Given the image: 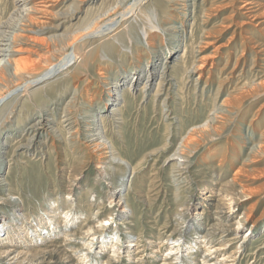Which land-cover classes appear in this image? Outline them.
<instances>
[{
    "label": "rangeland",
    "instance_id": "obj_1",
    "mask_svg": "<svg viewBox=\"0 0 264 264\" xmlns=\"http://www.w3.org/2000/svg\"><path fill=\"white\" fill-rule=\"evenodd\" d=\"M13 1L0 0V17L5 21L13 14ZM230 1L188 0L186 10H183L184 2L180 1L178 4L167 2L169 19L160 17L161 24L166 28L176 27L177 29L163 31L156 25L158 21L155 20L151 25L155 27L154 29L151 31L149 28L144 29L145 32L155 33L157 37L153 40L152 47L147 44L149 37L142 35L135 41L136 47L135 45L130 46L132 51H126L120 47L121 51L118 54H107V58H102L99 53H95L90 63L81 71L72 72L70 68L69 78L65 77L66 81L60 82L54 91L41 99L39 104L31 107L33 116H37V106H40L43 101H48L45 108L49 113L47 112L45 117H48L53 130L46 129L47 131H44L40 139H37V145L32 146L28 154H23L24 149L14 152L17 143L27 139L24 136L27 131L23 134L24 129L17 127L15 122L17 116L12 118V123L15 122V124L11 127L13 130L10 133L11 136L7 138L5 146L0 147V220L5 216H12L13 212L20 208L25 209L32 219L39 218L44 209H49L48 204L57 198H60L59 206L62 207V213H64L68 211L64 201L70 195L76 212L85 217L76 224V230L83 224L84 219L93 223V226L98 228L97 230L110 235L115 229L120 232V236L125 237L123 243L125 248H129L126 247L127 244H133L129 242L131 239L133 241L142 236L150 243H156L152 244L154 248H149L144 254L143 264H161L167 254V247L160 248L157 254L156 250L166 242L167 237L164 236L170 234L168 231L182 227L181 221L177 219V209L182 203H184L183 208H187L197 201L203 202L201 199L205 195L200 193H207L209 188L218 192L220 185L226 183L235 192H247L249 196L244 203L245 207H250V204H254L256 200L260 204L252 215V222L261 216L264 212V133L261 137V131H264V87H259V83L264 84V75L259 72L264 70V60H262L264 46H261L264 45V25L259 26L258 23L261 21L264 23V7L261 8L262 11H259V18H246L235 12L236 3L233 0ZM261 2L264 3V0ZM193 6L195 10H192ZM174 8L178 10H172ZM205 12H207L206 15ZM51 13L34 15L33 19L36 23L28 24L29 27L24 33L25 37L29 35L34 39H23L29 44L21 47L25 51L29 50V55L24 57L27 56L32 60L29 64L33 65L32 70L35 72L42 70L41 67L44 69V66H48L45 62V59L50 56V53L46 54L47 49L58 50L63 47V44L61 46L64 42L63 38L54 36L62 33L63 30L57 33L54 27L62 23L63 19ZM30 26H32L31 29ZM70 37L72 38L70 43L75 42L76 38L71 35H68L66 39ZM190 39H194L196 44L193 55L189 54V61L196 62L199 65L198 68H202L198 70L199 72L193 73L192 71L186 76L184 89L180 92L179 79L173 80L169 75L176 71V67L179 71L181 63H178L179 67L176 66V61L165 64L164 58L165 55H169L171 49H177L176 57L180 58L184 54V44L189 43ZM88 40L93 42L95 39L88 38L83 40L82 44L80 43V45L85 44L83 53L92 46ZM75 43L65 54L73 51ZM32 51L35 52L32 53ZM129 51L133 55H129L125 67L124 64L121 65L124 68L131 70L130 66L139 62L138 58H141L142 67H145L149 61L151 63L155 61L161 67L162 64L165 65L169 74L168 81L164 84V91L158 96L155 105L153 101L159 80L146 89L147 93L143 99L141 88L146 77L134 84L131 91L136 89L133 93L137 98V104L129 102L124 120H121L120 116L113 117L109 114L115 104L114 96L109 95V89L113 88L118 79L116 65L120 66L122 58ZM108 58H110L109 62ZM237 60L239 64L233 77L228 76ZM123 67L119 70L124 71ZM199 76L201 78L198 79ZM132 81V78H129L126 87L122 86V90H127ZM7 95L8 93H5L2 97L5 98ZM118 103L120 108L123 103L121 101ZM223 103L225 106L235 105L236 107L231 113H218L217 111L223 108ZM17 105L15 107L20 109L21 102ZM101 110L109 114L105 128L102 123L95 122L97 119L94 118ZM17 114H19L18 111L15 115ZM67 119L70 120L67 122ZM208 121H213L212 125H215L214 127L218 130L211 131L208 136L201 134L200 130H197L199 134L193 133V129L202 127ZM69 123L72 124L71 129ZM9 126L10 123H8ZM103 136L106 138L104 139ZM97 143L100 147L96 145ZM186 143H189V147L192 146L190 148L193 151L188 162L189 173L182 174L186 177L185 179L176 180L172 171L170 172L172 164L168 165L165 162L171 159V156L179 149L185 152ZM261 144L263 147L260 146V149L253 150ZM220 163L223 164V170L217 169ZM100 169H106L108 176L100 178L98 176ZM110 182L112 185L108 186ZM203 188L207 190L203 191ZM120 190L121 194L129 198L130 207L133 210L125 213L126 218L119 216L123 208L117 210L110 204L114 193ZM177 190L178 199L176 200ZM88 198L90 199L87 200ZM124 219L130 222V226H122ZM262 222L255 236H247L245 252L242 257L238 258L236 264H249L254 261L250 264H264V249H261L264 246V222ZM132 232L131 237H128L129 240L125 234ZM195 232L190 229L185 233L186 244L193 241L191 236L196 237ZM159 234L162 235L163 240ZM84 236L82 234L74 238L72 242L70 240L69 248L66 250V247H63L61 251L66 250L69 253L79 251L80 243L86 239ZM159 238L161 240H158ZM62 239V235L56 239L57 248L62 246ZM161 241L162 243L157 246V243ZM216 243H219V240ZM98 245L94 241V244L88 246L89 256L97 257L95 253L99 251ZM43 246L51 245L45 243ZM130 250H132V255H135L136 248L131 247ZM233 250L234 248H231L230 251ZM185 251L186 249L183 250L184 253ZM56 254L52 261L45 259L44 263L57 264L60 258ZM78 254L76 258L81 255V253ZM202 255H204L203 251H200L198 256ZM125 256L122 255L118 264H129L123 258ZM75 257L71 258V264H76ZM99 260L98 264H101L105 256H100Z\"/></svg>",
    "mask_w": 264,
    "mask_h": 264
},
{
    "label": "bare ground",
    "instance_id": "obj_2",
    "mask_svg": "<svg viewBox=\"0 0 264 264\" xmlns=\"http://www.w3.org/2000/svg\"><path fill=\"white\" fill-rule=\"evenodd\" d=\"M180 1L184 2L183 10H186V8L188 7V0H14L12 2V7L14 8L12 9L14 11L10 19H7V21H5L0 17V147L5 146L7 138L11 136L10 133L13 131L11 127H14L13 125L16 122L17 127H21V129H24L23 134L27 131L24 135L25 137H27V139L24 142H18L16 148L14 149V152H16V150L24 149L23 154H28L30 148L37 145V139H40V137L44 134V131H47L46 129L49 128L53 130V127H51V122L47 119L48 117H45L48 112L45 108L48 101H43L40 106H37V116H33L31 107H33L35 104H39V102H41V99L44 98L46 94L54 91L60 82H62L66 78H69L68 75L70 73V68H72V72H76L81 71L84 67H86V65L90 63V59L95 53H99L102 58H107V54H118L121 51L120 47H122L123 50L132 51V45H135V41L138 40L139 37L141 38L142 35H146L145 37H149L147 44L148 46L152 47L153 40H155L157 37L155 36V33H151L149 31L155 28L151 26L153 25L155 20L158 21L156 25H158L161 30L175 31L177 29L176 27L166 28L163 24H161L162 21L160 20V17H164L166 19L169 17V14L167 13V2L178 4ZM261 1L262 0H233V2L236 3L235 12L241 17L245 16L246 18L257 19L259 18V11L264 7V3H262ZM230 2H232V0ZM213 4L212 6H215ZM216 7L219 8L218 6ZM57 8L59 9L55 11ZM206 9L209 10V8ZM172 10L176 11L178 9L174 8ZM192 10H195V6H193ZM52 11L57 17L63 19L62 23H59L58 25L56 24L57 26L54 27L57 30V33L63 30L62 33L60 32L61 34L54 35L57 38H63L64 42L62 41L63 43H61V46L63 44V47L61 49L57 48L58 50L47 49L48 52L46 51V54L50 53V56L47 57L46 55L47 58L45 59V62L48 63V66H44V69L43 67H41L42 70L35 72L34 70H32L34 69L32 67L33 65L29 64V61L31 59L27 56L24 57L25 55H29V50L25 51V49H22L21 47L22 45L28 43H26L25 40L34 39H32L33 37L30 38L29 35L25 37L24 33L27 27H29L28 24L32 25L36 23L33 19L34 15H43L45 13L49 14ZM53 13L51 14L53 15ZM206 14L207 12H205V15ZM172 17H174V15ZM228 17H226V19ZM258 24L259 26L264 25L262 21ZM31 27L32 26H30V29ZM146 28H149L148 32L144 31V29ZM68 35L76 38V43L73 42L75 43L73 51L65 54L73 44L70 43V41L72 40L71 37L69 39H66L68 38ZM88 38L95 40L93 42L88 40L89 44H92V46H89V50L83 53L85 44L83 43V45H80V43ZM195 44V40L190 39L189 43L184 44V54H181L182 56L180 58L176 57V55H178L176 51L177 49H171L169 55H165L164 58L165 64H170L176 61V66L179 67L178 63H181V67H179L181 69L178 71L176 67V71L173 74L171 72V75H169V77H172L173 80L179 79L180 92L182 89H184L186 76L192 71L194 73L202 68H198L199 65L196 62L189 61V54L193 55V53L195 52ZM258 44L260 45L262 43ZM130 51L127 52V54L125 55L126 57L124 56L122 58L120 66L119 64L116 65L115 70L118 79H116V83L114 84L113 88L109 89V95L114 96L113 102L115 103L112 106L113 108L109 114L113 115V117L120 116L121 120H124V114L127 112L128 107L127 104L129 102H132V104H137V98L134 97L135 95L133 93L134 91H136V89H133V91H131V88L134 84H137L138 81L141 82L144 77H146V81L143 83V86L141 88L143 99L144 95H146L147 93L146 89L151 87L155 81L159 80V82L157 81L158 89L156 91V97L153 101V104L155 105L157 104L156 102L158 100V96H160L162 91H164V84L168 81L167 77L169 74L167 73V68L165 67V65L162 64L161 67L155 61L154 63H151V61H149L145 67H142L141 58H138L139 62H137L136 64L134 63L135 65L133 64V66H130L131 70L124 68L125 62L127 61L129 55H133V53H130ZM33 52L35 51H32V53ZM262 60H264V58ZM109 61L110 58H108V62ZM122 64H124V67L121 66ZM202 64H204V62ZM238 64L239 61L237 60L234 69L231 72L229 71L230 73L228 74V76L234 75ZM120 67H123L124 71L119 70ZM259 73L264 75V70ZM129 78H132L133 80L131 82V85H129L127 90H122L124 87H126ZM197 78L199 79L201 78V76ZM170 85L172 86V83H170ZM259 87H264V84L259 83ZM5 93H8V95L4 98L2 96ZM120 101L123 104L119 108L118 102ZM20 102L21 107L20 109H18V107L15 106ZM227 103L229 104L228 101ZM231 106H225L223 103V108H219L220 110H218L217 112L224 114L231 113L232 109L236 107L235 105ZM17 111L19 114L15 115ZM109 114L101 110L96 116H94V118L97 119L95 122L102 123L104 126L103 128H105V123L109 119ZM15 117L17 119L14 123H12V118L14 119ZM69 120L70 119H67V122ZM56 122L58 121L56 120ZM212 122L213 121H208L202 127L199 126L200 128L193 129V133L199 134L197 130H200L199 132L201 134L208 136L211 131L214 132L218 130L216 127H214L215 125H212ZM8 123H10L9 127ZM68 125L71 129L72 124L69 123ZM263 133L264 131L262 130L261 137H263ZM72 138H75V136H72ZM103 138L105 139L106 137L103 136ZM187 138L190 140L189 137ZM95 143L93 144L95 145ZM189 143H186L187 145H185V152H181V149H179L171 156V159L165 162L168 165L172 164L170 166V172L172 171L173 177L176 180L185 179L186 177H183L182 174L189 173L188 162L193 154L192 148H190L192 146L189 147ZM196 143H198V141ZM96 145L99 146V143H97ZM260 146H262V144L253 148V150L260 149ZM111 147L114 148L113 146ZM222 167L223 164L220 163L217 169L223 170ZM106 169L98 170V176L100 178H105V176H108ZM111 185L112 184L110 182L108 186ZM204 190H207V188H203V191ZM213 190L214 189L209 188V191L207 193H200L201 195H205V197L201 199L203 200V202L197 201L195 204L187 208H183L184 203H182L177 209V219L181 221L182 227L175 228L172 231H168L170 234L167 232L169 235L164 236L167 237V239L162 246H159L162 241L157 243V246H159V248L158 250H156V254L160 252L159 249L163 246L167 247V254H165L161 264H236L239 260L238 258L243 256L245 252L244 246L247 241V236H255L257 228L264 219V212L261 216L257 217L252 222V215L255 213V211H257V207H259L260 205L259 201L256 200L254 204H250V207H245L246 204L244 203L249 196L247 192H235L226 183L220 185V187L218 188V192H214ZM116 192L117 193H114L113 200L110 204H112L111 206L115 207L117 210L123 208V211L121 210V215L119 216L126 218L127 215H125V213H130L133 211L130 207V200L126 195L121 194V190ZM175 195V199L177 200L178 190L176 191ZM90 198H88L87 200H89ZM70 199L71 196L69 195L64 201L66 209L68 210L64 213H62V207L59 206L60 198H57L52 203L48 204L49 209H44L42 216H40L39 218L34 217V219H32V216L28 215L25 209L20 208L13 212L12 216H5L2 220H0V264H45L46 262L44 263V260L50 259V261H52L53 256H55L56 253V255H59L60 258L59 261L56 262L57 264H71V258L75 257L76 255L78 256V253H81V255L77 258L75 257V260H77L76 264H98V262L100 261V256H105V260L102 261L101 264H118L120 263V259H122V255H126L123 258L125 259V261L129 262V264L144 263V254L148 252L147 250L149 248H154L152 244L156 243H150L146 238L139 236L138 238L133 239V241L131 239V241L129 242H133V244H127L128 246L126 247L129 248H125V246L123 245L125 237L120 236L119 231L113 229L111 231L112 235H110L109 233L97 230L98 228L96 229V227L93 226L94 224L87 221V219H84L83 224L80 225L76 230V224L79 223L81 218L85 217L84 215L76 212V210L74 209V201L71 202ZM90 200H92V198ZM214 221L218 222L215 223ZM129 224L130 222L126 219L122 221V226ZM190 229L196 231L194 234L196 235V237L191 236V239L193 241L191 240L192 242H188V244H186L187 241L184 235ZM244 231H246L245 234ZM82 234L83 236H86V239H84L83 242L80 243V250H72L73 252L70 253L67 252L66 250L69 248L68 242L70 240L72 242L74 238H77ZM132 234L133 232L126 233L125 235L128 238L131 237ZM61 235L63 236L61 242L62 246L57 248L56 245L58 242L56 239H58V237ZM159 236L162 240L164 239L161 234H159ZM128 239L130 240V238ZM161 239L159 238L158 240ZM217 240H219V243H216ZM220 240L222 241L221 243ZM94 241L99 244V251L95 253V256L97 257H91L87 253L88 246L90 247L91 244H94ZM45 243L50 244L51 246L44 247L43 245ZM130 246L136 248L135 255H132ZM63 247H66V250L61 251ZM231 248H234V250L230 251ZM184 249H186L185 253L183 252ZM261 249H264V246L261 247ZM200 251H203L204 255L198 256ZM104 253L107 254L105 255Z\"/></svg>",
    "mask_w": 264,
    "mask_h": 264
}]
</instances>
